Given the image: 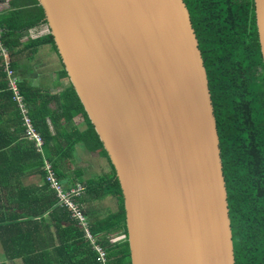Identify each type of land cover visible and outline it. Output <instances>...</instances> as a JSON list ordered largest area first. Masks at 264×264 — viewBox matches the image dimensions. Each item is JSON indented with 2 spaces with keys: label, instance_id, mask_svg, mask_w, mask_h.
Wrapping results in <instances>:
<instances>
[{
  "label": "water",
  "instance_id": "obj_1",
  "mask_svg": "<svg viewBox=\"0 0 264 264\" xmlns=\"http://www.w3.org/2000/svg\"><path fill=\"white\" fill-rule=\"evenodd\" d=\"M114 167L130 264H235L219 139L182 0H37ZM264 69V0H253Z\"/></svg>",
  "mask_w": 264,
  "mask_h": 264
},
{
  "label": "trees",
  "instance_id": "obj_2",
  "mask_svg": "<svg viewBox=\"0 0 264 264\" xmlns=\"http://www.w3.org/2000/svg\"><path fill=\"white\" fill-rule=\"evenodd\" d=\"M27 1L12 0L11 5L19 7L0 19L3 29L0 41L9 50L10 67L14 71V49L20 45L23 31L46 24L37 0H29L33 6H28ZM182 1L190 11L208 80L227 192L234 263L264 264V69L254 3L253 0ZM45 43L55 50L50 33L30 40L29 46L33 51ZM1 64L0 59V157L13 156L12 164L19 171L27 169L28 162L31 172L43 176L41 156L32 143L22 139L21 116ZM60 75L67 77L64 70ZM18 85L28 116L43 139L45 158L59 178L60 163L63 164L77 142L110 161L71 85L57 94L21 81ZM77 116L85 122L84 131L67 132L60 127L61 120L68 124ZM48 124L55 127L57 135L50 133ZM6 188L0 189V244L8 261L53 264L48 255L49 249H53L58 254V264H99L98 254L83 229L70 219L65 209L54 207L55 196L47 186L49 193L44 205H28L24 196L26 188L18 193L4 192ZM86 192L96 199L105 196L117 199L118 210L91 223L90 232L98 246L107 252V264H130L123 198L113 165L110 174L88 181ZM6 201H11L8 208H4ZM8 210L13 211L9 216L4 212ZM44 213L46 219L38 220ZM51 227L55 238L50 237L49 242L40 237L29 238L43 234V230L49 232Z\"/></svg>",
  "mask_w": 264,
  "mask_h": 264
},
{
  "label": "crops",
  "instance_id": "obj_3",
  "mask_svg": "<svg viewBox=\"0 0 264 264\" xmlns=\"http://www.w3.org/2000/svg\"><path fill=\"white\" fill-rule=\"evenodd\" d=\"M11 1L12 0H0V19L2 17H7L10 12L14 11L17 7H19H13L11 5ZM27 2L30 4L28 6H33L31 1L28 0ZM1 30L3 31L2 28ZM48 33L49 31L47 25L41 23L37 24L32 28H29L28 30L23 31L22 38L20 39V45L18 47H15L14 49L15 54L13 56V61L15 60V73H17L16 75L19 81L26 82L34 88L47 91L49 92V94H57L64 92L70 86V82L67 77L65 78L60 75L61 70L64 69H62L56 51L52 48L51 44L49 43L38 45L33 51L32 46H29L30 40L46 36ZM59 125L60 127H63L67 132H70L72 129H77L78 131L82 132L86 128L85 122L81 118V116L75 117L73 121L68 124H64L61 120L59 122ZM47 127L50 133H52V135H57V130L53 125L48 124ZM32 145L34 146L33 143ZM53 145L54 144H52V146ZM10 146L12 147L13 143ZM34 148L36 153L41 156V171L43 176L39 175L38 173L31 172V170L28 168V162L27 169L19 171L12 164L13 156H9L7 158L0 157V171L4 172L0 174V189L7 187L5 190H3L4 192L18 193L19 191L24 190L26 188L24 196L29 201L28 205H44V200L47 199V193L51 192L50 194L53 193L55 196V192L46 181V171L45 169H43L45 168L46 164L50 166L54 176L56 178L59 177L54 172L52 164L48 161L47 158H45V155L42 151V147L40 152H37L38 150H36L35 146ZM111 165V162L108 161L106 158H103L98 153H91L90 151H87L86 148L78 142L74 146L71 153L67 156L63 164L61 165L60 163V167L62 166V176L59 179L63 183L64 188L69 189L76 185L83 188L81 196L77 198L75 202L82 206L88 221H90L91 223L99 219H105L118 210V202L115 197L105 196L104 198L96 199L93 195L88 194L86 192V185L88 181L95 180L99 177H103L107 174H110ZM9 169L13 171L11 172ZM4 179H6L5 183H3ZM45 185L47 186L49 192L47 191ZM113 200L115 202L114 205H116V209H113ZM10 204L11 201H6L4 203V208H8ZM1 207H3V205H1ZM54 207H59L57 205L56 196ZM4 212H6L7 216L13 213L12 210ZM67 212L69 213V211ZM46 217L47 214L44 213L43 216L37 219H46ZM70 219H72L71 216ZM52 234L53 230L51 227L49 229V232L43 230V234L30 235L29 238L36 237L37 239H39L40 237V240L46 239L47 242H49L51 240L50 237H54ZM54 243L55 246H57V242L55 239ZM48 255L52 260L53 264H58V254L56 255L53 249H49ZM0 264H22V261L21 259L8 261L4 255V251L2 250L0 244Z\"/></svg>",
  "mask_w": 264,
  "mask_h": 264
},
{
  "label": "built area",
  "instance_id": "obj_4",
  "mask_svg": "<svg viewBox=\"0 0 264 264\" xmlns=\"http://www.w3.org/2000/svg\"><path fill=\"white\" fill-rule=\"evenodd\" d=\"M1 34L2 30L0 28V36ZM0 59L2 63L1 65L3 73L7 78L8 87L12 94V100L17 104L18 110L21 115V121L25 127L24 139L32 142L36 147V150H38L37 152H40L43 145L42 137L33 127L32 122L28 117L27 107L20 95L18 85L19 79L15 71L10 67V57L1 41ZM43 169H45L46 171V181L53 189V191L55 192V196L57 197V205L69 211L71 218L83 229L85 237L90 240L92 246L95 249V252L98 254L99 264H107V252L96 243L97 239L90 232V224H88V222L86 221V216L81 205L75 202V200H77V198L81 196L83 188L76 185L69 189H65L61 181L54 176L49 165L46 164L45 168Z\"/></svg>",
  "mask_w": 264,
  "mask_h": 264
},
{
  "label": "rangeland",
  "instance_id": "obj_5",
  "mask_svg": "<svg viewBox=\"0 0 264 264\" xmlns=\"http://www.w3.org/2000/svg\"><path fill=\"white\" fill-rule=\"evenodd\" d=\"M9 55V54H8ZM46 57V56H45ZM16 72V71H15ZM17 74V73H16ZM25 84H27L26 82H24ZM28 114H29V111H28ZM29 117V116H28ZM31 120V119H30ZM31 122H32V120H31ZM32 125H33V127H34V124H33V122H32ZM21 126H22V128H23V135H22V137H23V139H24V130H25V127H24V125H23V123H22V121H21ZM11 129V128H10ZM115 199V198H114ZM116 201V200H115ZM115 204V202H114V200H113V209H116V205H114ZM108 206H111V205H108ZM83 212H84V214H85V211L83 210ZM114 212V211H113ZM85 216H86V214H85ZM86 221L88 222V224H90L91 222L90 221H88V219H87V217H86ZM91 225V224H90Z\"/></svg>",
  "mask_w": 264,
  "mask_h": 264
},
{
  "label": "clouds",
  "instance_id": "obj_6",
  "mask_svg": "<svg viewBox=\"0 0 264 264\" xmlns=\"http://www.w3.org/2000/svg\"><path fill=\"white\" fill-rule=\"evenodd\" d=\"M26 140V139H25ZM59 179V178H58ZM60 180V179H59ZM62 183V182H61ZM63 184V183H62ZM64 186V185H63ZM82 207V206H81ZM83 209V208H82Z\"/></svg>",
  "mask_w": 264,
  "mask_h": 264
}]
</instances>
